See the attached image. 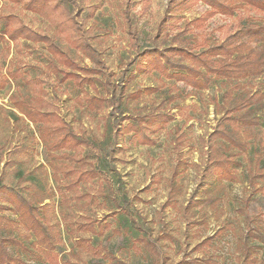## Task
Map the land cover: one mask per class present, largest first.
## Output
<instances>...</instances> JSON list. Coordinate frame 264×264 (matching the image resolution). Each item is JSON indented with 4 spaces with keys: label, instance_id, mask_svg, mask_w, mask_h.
Here are the masks:
<instances>
[{
    "label": "rangeland",
    "instance_id": "obj_1",
    "mask_svg": "<svg viewBox=\"0 0 264 264\" xmlns=\"http://www.w3.org/2000/svg\"><path fill=\"white\" fill-rule=\"evenodd\" d=\"M62 1L79 22L92 14L83 35L98 50L107 78L99 76L96 87L60 82L44 44L0 42V81L15 69L23 75L0 90V186L15 187L37 207L55 247L51 251L39 243L19 215L5 209L0 211V235L8 251L13 256L21 252L28 264H264V179L253 185L248 174L258 159L264 160V112L257 138L249 141L247 152L233 157L241 163L237 179L211 176L205 172L207 141L219 119L213 100L221 96L218 85L186 97L191 89L184 84L137 67L140 52L156 43L164 18L171 39L187 20L210 9L199 3L183 15H167L170 0ZM246 15L264 21V14L241 9L234 17H210L188 36L220 41ZM17 22L52 37L80 66L94 67L49 20L21 4L0 2V30ZM244 82L264 93V73ZM146 88L159 91L129 98ZM88 94L114 100V105L91 113L83 102ZM21 97L40 100L38 108L57 113L88 142L69 154L79 168H96L97 179L77 190L54 180L53 158L40 139L42 126L15 108ZM151 111L165 112L172 120L149 131L155 145L136 144L121 126ZM87 224L94 230L81 229Z\"/></svg>",
    "mask_w": 264,
    "mask_h": 264
},
{
    "label": "trees",
    "instance_id": "obj_2",
    "mask_svg": "<svg viewBox=\"0 0 264 264\" xmlns=\"http://www.w3.org/2000/svg\"><path fill=\"white\" fill-rule=\"evenodd\" d=\"M0 2L21 4L25 10L49 20L60 33L69 35L72 45L89 59L94 67L80 66L52 37L37 32L22 22L5 24L0 30V42L10 41L17 44L24 40L33 44H44L53 58L49 66L60 82L73 81L79 88L86 85L96 87L99 76L107 78L98 50L89 38L83 35L86 23L91 19L92 14L88 13L87 17L82 19L84 22H79L73 15L71 7L62 0H0ZM199 3L210 9L207 14L187 20L183 30L171 39L166 29V19L162 20L160 30L155 37L156 43L140 52L137 67L184 84L191 89L186 97L208 90L214 83L218 85L221 96L213 100L219 119L207 141L209 154L205 172L233 182L237 179V167L241 166L240 161L233 157L248 151L249 141L257 138L262 123L264 93L251 89L244 80L260 77L264 73V21L246 15L239 20L234 30L222 40L213 43L207 40L200 42L188 34L203 29L207 20L217 14L234 17L241 9L264 14V0H170L166 13L183 15ZM159 41L168 45L162 46ZM61 66L71 71H66ZM82 73H86L87 76ZM20 75L23 78L17 69L10 71L8 78L0 81V90L9 83L10 79L17 82ZM156 91L158 92L159 89L146 88L144 91L139 90L130 94L129 98L136 99L144 92ZM39 102L40 100L36 101L34 98L21 97L14 105L31 123L38 127L42 126L40 139L53 158L51 163L54 180L64 181L63 186L66 190H77L80 185L97 179L99 171L96 168L91 170L79 168L75 163L72 164L74 158L69 154L77 152L81 147L88 145V142L76 135L57 113L38 108ZM83 102L91 113H99L107 108L108 103L114 105V100L89 94ZM121 112L123 113V110ZM129 119L126 117L122 121ZM169 120H172L171 115L151 111L144 115L138 114L125 126L122 124L121 128L124 134L130 135L134 143L153 146L156 142L149 131L160 130ZM99 149L102 150L100 147ZM230 150L236 153H229ZM60 151L64 152L61 155L56 154ZM61 159L69 160L68 164ZM257 162L255 167L250 166L248 170L253 185H256L258 179H264V160L258 159ZM0 200L2 201L0 211L9 209L19 215L27 230L37 237L38 242L47 245L51 251L54 250L52 238L36 215L38 209L31 201L11 186H0ZM80 227L94 230L92 224ZM142 241L146 246H151L149 241ZM209 241L210 238L205 240L204 244ZM13 244L28 250L27 246L18 240H13ZM0 264H28L21 258V252L13 256L8 251L6 241L1 235ZM65 264H73V262L68 261Z\"/></svg>",
    "mask_w": 264,
    "mask_h": 264
}]
</instances>
